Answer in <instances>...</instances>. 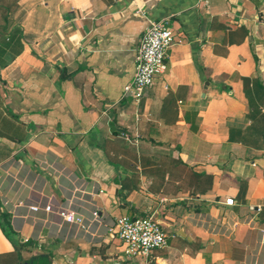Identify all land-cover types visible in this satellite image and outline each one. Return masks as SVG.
<instances>
[{"label": "crops", "instance_id": "crops-1", "mask_svg": "<svg viewBox=\"0 0 264 264\" xmlns=\"http://www.w3.org/2000/svg\"><path fill=\"white\" fill-rule=\"evenodd\" d=\"M263 29L264 0H0V264H264ZM150 214L166 245L126 257L116 219Z\"/></svg>", "mask_w": 264, "mask_h": 264}, {"label": "built area", "instance_id": "built-area-1", "mask_svg": "<svg viewBox=\"0 0 264 264\" xmlns=\"http://www.w3.org/2000/svg\"><path fill=\"white\" fill-rule=\"evenodd\" d=\"M173 42V31L165 19L149 22L136 47L135 69L131 80L124 86L123 96H128L134 103L140 100L145 90L165 70L167 53ZM232 203V198L224 201L227 206ZM30 209L39 208L32 205ZM43 209L49 211L51 207L45 205ZM60 214L65 222L82 225L83 218L80 215L65 210ZM114 228L123 243L126 257L147 256L153 249L166 245L167 236L153 214L137 217L122 215L116 219Z\"/></svg>", "mask_w": 264, "mask_h": 264}, {"label": "rangeland", "instance_id": "rangeland-1", "mask_svg": "<svg viewBox=\"0 0 264 264\" xmlns=\"http://www.w3.org/2000/svg\"><path fill=\"white\" fill-rule=\"evenodd\" d=\"M263 31H264V29H263Z\"/></svg>", "mask_w": 264, "mask_h": 264}]
</instances>
